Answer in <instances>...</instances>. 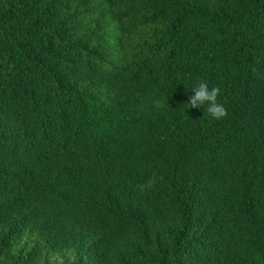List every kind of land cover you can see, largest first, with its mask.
<instances>
[{"label":"trees","instance_id":"trees-1","mask_svg":"<svg viewBox=\"0 0 264 264\" xmlns=\"http://www.w3.org/2000/svg\"><path fill=\"white\" fill-rule=\"evenodd\" d=\"M0 264H264V0H0Z\"/></svg>","mask_w":264,"mask_h":264},{"label":"clouds","instance_id":"clouds-1","mask_svg":"<svg viewBox=\"0 0 264 264\" xmlns=\"http://www.w3.org/2000/svg\"><path fill=\"white\" fill-rule=\"evenodd\" d=\"M194 94L190 97L189 105L192 108H199L200 106L207 104V112L214 119H222L227 116V109L223 103L218 101L220 95V88L213 86L209 88V85L205 81L199 82L194 88Z\"/></svg>","mask_w":264,"mask_h":264}]
</instances>
